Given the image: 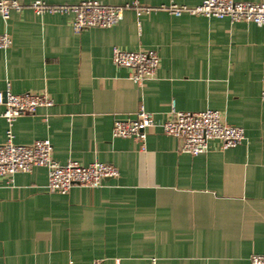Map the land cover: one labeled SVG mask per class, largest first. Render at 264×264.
<instances>
[{"label": "crops", "instance_id": "crops-1", "mask_svg": "<svg viewBox=\"0 0 264 264\" xmlns=\"http://www.w3.org/2000/svg\"><path fill=\"white\" fill-rule=\"evenodd\" d=\"M16 1L26 7L0 17V34L11 38L0 49V91L45 93L53 105L11 126L0 106V144L8 131L15 144L46 139L59 164L106 163L119 176L65 194L46 189L44 167L0 177V264H249L264 255V24L159 9L202 0H138L157 10H125L111 27L75 33L70 14L36 15L27 6L86 0ZM113 48L156 51L155 77L134 84L113 64ZM140 105L157 124L144 150L112 136L114 120ZM172 106L218 111L244 140L226 150L211 140L198 156L180 152L158 126Z\"/></svg>", "mask_w": 264, "mask_h": 264}, {"label": "built area", "instance_id": "built-area-1", "mask_svg": "<svg viewBox=\"0 0 264 264\" xmlns=\"http://www.w3.org/2000/svg\"><path fill=\"white\" fill-rule=\"evenodd\" d=\"M25 7L16 0H0V17L8 19L12 11L20 12ZM27 7L32 9L36 15L70 14L71 26L75 33L86 28L111 27L122 19L125 10H134L138 14L157 10L141 5L138 0H132L130 3L119 6L104 5L91 0L73 5H49L42 1H35ZM159 9L166 10L175 16L187 13L206 18H227L232 23L264 24V2L202 0L194 7L177 5L172 2L169 6H162ZM10 45V36L0 34V49H7ZM112 62L116 66L126 68L129 71V79L140 86L144 81L155 77L159 57L154 50L128 52L113 48ZM261 100L264 102V84ZM52 105L53 100L45 93L14 94L9 85L0 91V106L4 107L3 117L10 126L17 118L34 115L40 108H50ZM155 126L157 124L153 114L140 105L133 117L114 120L112 136L131 138L139 144L141 150H144L146 131ZM158 126L165 135L172 136L179 141L180 152L191 156L206 153L208 142L211 140H217L222 150L234 148L244 140L242 128L229 125L222 114L210 109L201 112H181L172 106L169 118ZM34 167L46 169V189L51 193L59 194H65L75 186L99 188L104 180L116 179L119 176L117 168L111 164L92 162L88 165H81L74 161L59 164L52 157V145L49 140H35L26 145L15 144L12 141L11 132L8 131L7 140L0 144V177L11 178L18 172H31ZM92 264H103V262L95 260ZM145 264H157V259L149 258ZM249 264H264V255L252 254Z\"/></svg>", "mask_w": 264, "mask_h": 264}]
</instances>
